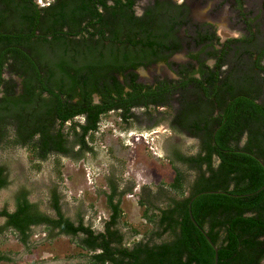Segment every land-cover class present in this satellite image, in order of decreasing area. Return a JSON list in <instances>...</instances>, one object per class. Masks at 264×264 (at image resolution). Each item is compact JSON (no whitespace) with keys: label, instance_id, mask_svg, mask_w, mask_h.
I'll return each mask as SVG.
<instances>
[{"label":"trees","instance_id":"1","mask_svg":"<svg viewBox=\"0 0 264 264\" xmlns=\"http://www.w3.org/2000/svg\"><path fill=\"white\" fill-rule=\"evenodd\" d=\"M44 2L0 0V148H26L33 162L85 160L111 112L131 125L140 120L135 110L149 116L164 108L173 129L199 141L198 154L176 157L195 179L187 183L172 164L173 197L165 208H146L151 234L132 247L118 227L123 211L116 187L102 232L66 218L56 193L52 217L22 190L14 211L0 210V236L12 231L28 245L33 227L50 236L60 229L83 264H215L202 228L219 249V264H263L264 42L253 36L218 50L215 34L199 32L197 44L208 43L203 51L217 65H202L200 79L183 71L181 81L147 86L136 71L182 50L183 7L157 0L137 16L138 0ZM9 184L0 166V194ZM11 261L0 255V264Z\"/></svg>","mask_w":264,"mask_h":264},{"label":"rangeland","instance_id":"2","mask_svg":"<svg viewBox=\"0 0 264 264\" xmlns=\"http://www.w3.org/2000/svg\"><path fill=\"white\" fill-rule=\"evenodd\" d=\"M152 1L140 0L138 14ZM143 73L144 79L153 76L149 71ZM143 112L136 111L140 120L131 125L122 123L116 113L104 117L90 145L93 152L85 160L50 156L46 161L33 162L26 148H0V166L6 168L10 183L0 194V210L7 206L14 211L16 195L26 190L42 212L56 217L52 208L56 193L66 218L76 223L83 219L87 226L102 232L110 220L108 200L116 187L115 200L123 211L118 227L125 234V242L132 247L136 242L148 240L152 227L144 212L146 208L153 211L165 208L173 197L169 191L176 176L172 164L186 175L187 183L195 179V173L178 162L175 154L193 156L199 147L196 140L171 127V111L162 108L149 116ZM4 223L0 219V226ZM135 230L139 235L134 234ZM78 252L69 237L56 232L50 236L44 227L32 229L28 245L12 231L0 236V255L12 260L2 264L85 263L84 258L73 257Z\"/></svg>","mask_w":264,"mask_h":264},{"label":"flooded vegetation","instance_id":"3","mask_svg":"<svg viewBox=\"0 0 264 264\" xmlns=\"http://www.w3.org/2000/svg\"><path fill=\"white\" fill-rule=\"evenodd\" d=\"M139 1L140 0H138L135 11L137 16H143L150 6L155 5L157 0H153L152 4L147 6L141 14L137 12ZM169 1L184 8L183 13L186 16V24L181 27L177 35L181 41L180 45L182 50L172 55L167 62L160 61L147 68L140 67L136 71L139 75V83L147 86H156L159 81H181L180 74L183 71L187 72L190 77L200 79L202 65H206L208 68L213 69L217 65L218 60L208 56V50L203 51V48H205L208 43H201V45L197 44L196 41L199 39V32L204 36L208 33L215 34V45L218 50H221L233 40L251 39L253 36H256L258 41L264 42V0ZM226 69L227 66L223 68V70ZM148 71L153 76L144 79L143 72ZM94 100L96 103L100 101L97 95H94ZM136 111L138 110L134 112L136 113ZM112 113L115 114L114 112H111V114ZM121 122H123L122 119ZM180 134L185 135L189 139L196 140L199 147V141L197 139L190 138L185 133ZM178 155L187 157L182 153L175 154L176 157ZM34 228L37 227H33L32 229ZM55 232L59 236H64L60 235V229H57Z\"/></svg>","mask_w":264,"mask_h":264},{"label":"water","instance_id":"4","mask_svg":"<svg viewBox=\"0 0 264 264\" xmlns=\"http://www.w3.org/2000/svg\"><path fill=\"white\" fill-rule=\"evenodd\" d=\"M211 194H222L223 192H210ZM191 207V205H190ZM190 215L192 218V221L194 222V224L199 227V225L196 223L195 219L193 218L192 212L190 211ZM200 228V227H199ZM200 230L203 232V234L205 235V237L207 238L208 242L212 245V247L214 248L216 255H215V264H219V249L218 247L212 242V240L208 237L207 233L200 228Z\"/></svg>","mask_w":264,"mask_h":264},{"label":"built area","instance_id":"5","mask_svg":"<svg viewBox=\"0 0 264 264\" xmlns=\"http://www.w3.org/2000/svg\"><path fill=\"white\" fill-rule=\"evenodd\" d=\"M50 1H52V0H48V2H50ZM38 2H39V4H40L41 6H44V5H45V2H44L43 0H38Z\"/></svg>","mask_w":264,"mask_h":264}]
</instances>
